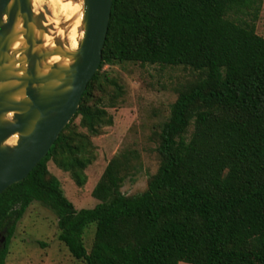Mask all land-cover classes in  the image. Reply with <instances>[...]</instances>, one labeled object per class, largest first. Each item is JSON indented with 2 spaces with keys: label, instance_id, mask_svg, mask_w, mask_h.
<instances>
[{
  "label": "trees",
  "instance_id": "1",
  "mask_svg": "<svg viewBox=\"0 0 264 264\" xmlns=\"http://www.w3.org/2000/svg\"><path fill=\"white\" fill-rule=\"evenodd\" d=\"M262 4L113 0L102 62L76 114L28 176L0 194V264L34 201L56 213L60 241L86 264H264V37L256 32ZM124 61L184 66L194 77L179 87L160 126V165L146 190H121L132 168V157L121 152L92 190L98 203L77 209L49 162L85 185L92 137L113 123L107 108L121 96L117 86L108 101L95 99L101 70ZM91 223L88 252L83 235Z\"/></svg>",
  "mask_w": 264,
  "mask_h": 264
},
{
  "label": "rangeland",
  "instance_id": "2",
  "mask_svg": "<svg viewBox=\"0 0 264 264\" xmlns=\"http://www.w3.org/2000/svg\"><path fill=\"white\" fill-rule=\"evenodd\" d=\"M36 1V9L39 5L42 9L47 6L49 13H52L48 20L56 25L57 36L64 34L67 38V25L59 28L58 20L63 18L67 21L65 11L68 0ZM54 7L56 11L53 10ZM256 32L264 37V0L256 21ZM45 34L48 41L56 44L52 32ZM68 41L70 42L69 39ZM101 76V86L95 91V99L107 96L108 101L112 95H117V86L121 88V96L117 97L116 106L107 108L113 116V123L105 126L101 134L92 137L95 159L85 170L87 182L84 186H78L68 172L56 167L52 161L49 162V170L58 176L65 195L77 209L93 207L98 203L92 190L111 158L121 152H128L132 157V168L127 173L121 190L127 195L146 190L149 178L157 172L160 165L157 152L160 126L170 116L171 104L177 98L179 87L192 79L194 72L184 66L124 61L105 65ZM79 121V117L75 119L77 124ZM79 129L86 131L80 126ZM192 131L191 125L188 136ZM59 232L56 213L41 202L34 201L17 223L6 264H86L84 260L75 258L65 243L60 241ZM94 233L95 223H91L83 235L88 252L92 247ZM179 264L190 263L180 261Z\"/></svg>",
  "mask_w": 264,
  "mask_h": 264
},
{
  "label": "water",
  "instance_id": "3",
  "mask_svg": "<svg viewBox=\"0 0 264 264\" xmlns=\"http://www.w3.org/2000/svg\"><path fill=\"white\" fill-rule=\"evenodd\" d=\"M112 4L113 0H83V36L68 52L56 25L48 20L52 13L47 6L35 10L33 0H0V194L28 176L76 114L102 62ZM58 21L59 28L68 25L63 18ZM36 31L52 32L58 47L44 46ZM19 36L25 39L21 54L12 50ZM53 55L72 57L73 63H55L50 72L40 74V62ZM23 89L27 97L18 100ZM5 241L2 236L0 245Z\"/></svg>",
  "mask_w": 264,
  "mask_h": 264
},
{
  "label": "bare ground",
  "instance_id": "4",
  "mask_svg": "<svg viewBox=\"0 0 264 264\" xmlns=\"http://www.w3.org/2000/svg\"><path fill=\"white\" fill-rule=\"evenodd\" d=\"M33 1H34V7L36 10L37 7L35 6V4H37V1L36 2L35 0ZM67 3H68V7L66 8V11H65L67 15L65 16L67 20L66 22L68 23L67 31L69 32V35L67 38L70 40V42L68 41V39L66 38L64 34H62L60 38L64 40L63 48L66 51L70 52L78 47L79 40L82 39V36H83V31H82L83 29V0H68ZM53 10L56 11V8L54 7ZM59 10H57L58 11L57 13H59ZM21 25L22 23L20 21L18 27L22 28ZM36 35L38 37L42 36L44 38L45 40L44 46L49 47V48L58 47L57 43L55 44L52 41L51 42L48 41V39L46 38V34L44 32L36 31ZM79 35L81 36L79 37ZM77 37L79 38L77 39ZM24 46H25V39L24 37L19 36L15 39L12 45V50L13 51L20 50V54H21V50ZM55 63L59 64L62 67H69L73 63V58L67 57V56H61V55H53L52 57H49L48 59L42 60L40 62V64L38 65V72H40V74H47L51 70V65ZM20 75H24V72L20 71ZM26 97H27L26 91L25 89H23L20 92V94L17 95L16 98L18 100H24ZM9 117H11V115ZM17 138H18V135L17 134L14 135L12 139L10 140L11 144H14Z\"/></svg>",
  "mask_w": 264,
  "mask_h": 264
}]
</instances>
